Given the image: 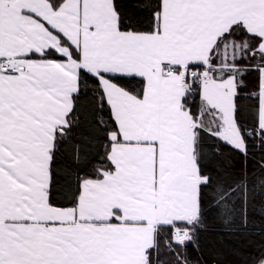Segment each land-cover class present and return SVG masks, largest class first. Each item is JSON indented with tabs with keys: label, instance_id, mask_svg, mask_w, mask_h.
<instances>
[{
	"label": "snow or ice",
	"instance_id": "6c2138e0",
	"mask_svg": "<svg viewBox=\"0 0 264 264\" xmlns=\"http://www.w3.org/2000/svg\"><path fill=\"white\" fill-rule=\"evenodd\" d=\"M0 264H264V0H0Z\"/></svg>",
	"mask_w": 264,
	"mask_h": 264
}]
</instances>
